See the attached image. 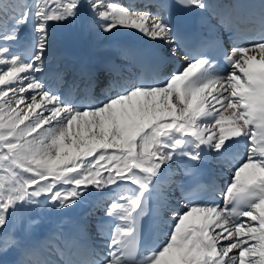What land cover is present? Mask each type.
Returning a JSON list of instances; mask_svg holds the SVG:
<instances>
[{"label":"snow or ice","instance_id":"obj_1","mask_svg":"<svg viewBox=\"0 0 264 264\" xmlns=\"http://www.w3.org/2000/svg\"><path fill=\"white\" fill-rule=\"evenodd\" d=\"M175 4L208 8L205 0ZM32 7L0 0V233L8 232L18 208L38 205L41 197L60 210L91 189L125 191L105 209L115 222L104 255L81 238L58 242L50 252L59 258L27 248L22 264H264V37L224 50L223 76L215 74L216 59L203 43L187 47L186 64L163 81L120 76L123 82L114 84L90 73V91L116 90L78 105L40 78L51 24L87 9L99 32L138 30L168 45L172 56L180 47L174 26L160 15L102 0H37ZM30 22L33 37L23 59L12 45ZM259 23L264 29V0ZM241 143L245 151L230 162L223 205L192 199L174 205L171 189H161L175 159H186L187 173L195 177L205 152L227 160ZM153 220L166 238L141 257L142 221ZM19 244L8 236L0 250Z\"/></svg>","mask_w":264,"mask_h":264},{"label":"bare ground","instance_id":"obj_2","mask_svg":"<svg viewBox=\"0 0 264 264\" xmlns=\"http://www.w3.org/2000/svg\"><path fill=\"white\" fill-rule=\"evenodd\" d=\"M126 1H130L131 7H134L138 0ZM141 1L142 0H139V2ZM208 1L209 0H205L209 7ZM22 2L26 5L28 4L29 8L34 11L32 6L37 0H22ZM49 3H51V0H49ZM213 3L215 2L213 1ZM125 6L126 3H124L123 0L122 7L125 8ZM144 8L145 10L143 11L145 12L149 11V13L153 14V11H156L155 15H160L154 6H151L148 9V5H146ZM203 13L205 15H210L208 8L204 10ZM30 24L26 28L32 38L33 32ZM48 32L49 46L45 53L46 71L44 74H40V78L48 87L51 84L56 85V78H54V76H65L68 74V76L72 78L77 74L76 70L79 68L98 69L99 72H101L102 70H107V68H109L108 64H112V62L115 64L117 61H123L125 64L122 69L127 72L133 70L130 54L128 50H126L124 43L122 44L119 41L121 35L139 40L150 49L152 54L156 56L160 62L172 61L179 69L185 65V59L180 54L177 53L175 56L170 54V48L168 45L163 42L153 41L144 36L138 30L120 27L114 29L110 33L99 32L96 28L92 14L88 12L87 9L82 11L74 20L62 24H51ZM20 39L22 38L20 37ZM19 41L16 43L17 45H19ZM29 46L30 44L27 46H20L18 49L28 50ZM116 66L118 67L119 64ZM214 72L217 76H222L218 69H215ZM67 87L68 89L66 91L61 92L58 88L56 92L67 98L68 92L72 90V84H67ZM243 146L244 144L238 145L239 150H242ZM204 158L209 160L215 169L219 170V173L221 174L220 177L222 178L221 180L229 181L231 175L230 167L224 165V162L218 159L215 153L205 152ZM177 161L178 158L170 163L161 183V189L164 191H167L172 187L171 192L174 205L180 204L173 199V193L175 192L174 175L175 169H177ZM2 175L3 173L0 172V176ZM122 191H125V188H117L115 186H110L103 192H97L95 189H91L90 194L78 201L76 205L60 210L53 207L48 201L43 200L42 197L40 198L38 205H25L18 208L12 217L8 232L6 234L0 233V245L3 244V241L8 236H14L20 241V244L17 247L0 250V259H17L21 253H25L27 248H37L44 253L42 248L48 247L49 251H46V253L50 254V250L54 249L55 239L63 236V226L66 224L65 213L69 210L73 211L75 219L79 225L81 236H85V233H88L87 237L90 240L93 239L95 234L91 231V227L93 226L95 229V219L99 218L105 212V209L110 206V203L108 202L109 200L116 202L119 199V195ZM36 231H43L44 237H41L40 240H35L27 248L23 247V237H33ZM102 253L104 252L102 251ZM10 262L12 261L10 260Z\"/></svg>","mask_w":264,"mask_h":264},{"label":"rangeland","instance_id":"obj_3","mask_svg":"<svg viewBox=\"0 0 264 264\" xmlns=\"http://www.w3.org/2000/svg\"><path fill=\"white\" fill-rule=\"evenodd\" d=\"M103 4L106 6V5H108V4H115V5H117V6H120V7H122V0H119V1H115V0H105V1H103ZM135 11V10H134ZM42 199L44 200V198L42 197ZM46 199V198H45ZM42 207V206H41ZM31 208V207H30ZM43 208V207H42ZM44 209H45V207H44ZM43 209V210H44ZM42 210V209H41Z\"/></svg>","mask_w":264,"mask_h":264}]
</instances>
